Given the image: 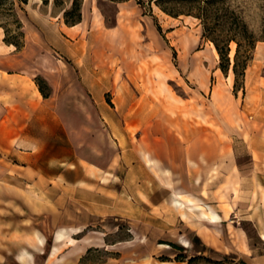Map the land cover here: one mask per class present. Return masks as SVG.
<instances>
[{
    "label": "rangeland",
    "instance_id": "obj_1",
    "mask_svg": "<svg viewBox=\"0 0 264 264\" xmlns=\"http://www.w3.org/2000/svg\"><path fill=\"white\" fill-rule=\"evenodd\" d=\"M0 2V25L23 50L29 30L40 32L28 20L25 3ZM260 2L228 0L227 4L240 5L244 19L256 30ZM70 3L48 0L40 5L52 22L58 15L63 19ZM164 4L178 9L185 3ZM76 24L70 55L51 49L55 59L34 44L19 55V67L40 79L47 95L59 101L61 117L76 120V150L81 152L76 154L81 166L75 169L77 179H99L107 186L98 189L108 194L109 201L132 199L139 205L138 216L90 217L74 209L71 199L61 207L65 214L34 215L20 203L25 190L7 182L19 184L20 162L13 156L3 159L0 152V245L27 242L24 230L32 233L52 221L56 227L79 226L82 233L75 237L86 235L92 244L79 264H186L174 260L178 254L200 256L190 264H264V239L242 206L225 221L230 227L219 232L223 244L218 249L203 245L182 221L168 231L153 226L162 218L182 217L183 209L173 203L176 192L186 201L192 196L206 203L218 200L226 212L230 209L226 190L243 203L249 196L239 193V188L252 189L250 210L264 206V150H249L250 131L258 124L251 118L254 113L246 111L242 76L234 86L235 43L230 45V68L223 72L219 56L209 50L210 41L201 37L199 20L167 14L155 0H82L81 21ZM86 137L91 146L83 143ZM98 143L101 150L94 148ZM95 150L99 153L91 154ZM85 167L97 168V177ZM90 196L88 191L74 195L82 203H88ZM183 237L189 241L187 247ZM162 256L171 261H161Z\"/></svg>",
    "mask_w": 264,
    "mask_h": 264
},
{
    "label": "crops",
    "instance_id": "obj_2",
    "mask_svg": "<svg viewBox=\"0 0 264 264\" xmlns=\"http://www.w3.org/2000/svg\"><path fill=\"white\" fill-rule=\"evenodd\" d=\"M40 3L42 4L41 0L32 3L29 0L25 3L27 18L36 25L40 34L35 30H29L23 50H17L14 44L3 40L4 29L0 26V152L3 159L6 156L11 158L13 156L20 162L22 168L19 171L22 177L18 179L19 184H14L11 180L7 182L10 186H20L25 190L26 195L20 196V203L25 204V208L30 209L34 215H40L44 211L49 213L47 215L51 218L57 217L56 215L60 213L65 214L67 210L64 209L62 212L61 207L67 199L68 201L71 199L74 209H81L82 213L90 217L115 213L127 219L137 218L139 205L132 199L117 197L114 201H109L108 194L98 189L99 186H107L101 184L99 179L92 180L86 176L77 179L75 169L80 164L77 162L76 154L81 152L76 150L78 141L74 132L76 120L70 116L61 117L59 101H54L51 94L43 96L34 75L19 67L21 64L19 55L22 51L32 48L34 44H38L55 59L58 57L51 52V49L67 55L72 50L71 32L77 24L67 25L59 15L51 22L42 13ZM61 30L65 31L66 35L61 34ZM209 43V50L213 52L212 44ZM61 48L64 50L61 51ZM227 77L231 79L230 74ZM47 82L51 85L49 80ZM243 100L246 111L254 113L251 118L258 124L250 131L249 150H264V41L256 43L251 62L245 69ZM88 142L86 137L83 143L86 145ZM89 145L91 146V142ZM94 145V148L101 150L99 143ZM82 152L87 154L84 150ZM96 153L99 151L91 152V154ZM84 169H88L94 177H97V168ZM244 179L252 181V178ZM215 186L213 185V189L209 191L212 197ZM83 191L91 193L90 199L86 200L88 203H82L74 197L76 192ZM239 193L248 195L249 199L237 203L232 198L234 193L231 190L224 192L225 198H229L227 203L230 206L225 212L221 207L222 203L218 200L206 203L203 198L198 199L183 193L193 200L192 204L186 200H178L176 192L173 203L178 209H183V218L179 214L172 215L170 218H162L164 220L154 223L153 226L168 231L173 229L177 221H182L203 245L218 249L221 242L218 237L219 232L222 227L228 230L230 227L225 221L233 216L239 206H242L243 212L247 211L244 212L248 214L246 217L252 219L258 229V235L264 239V214H262L264 206L259 204L251 211L252 205L249 204L253 201L252 189L239 188ZM261 201L259 195V203ZM111 204L114 205L113 208H109L108 205ZM71 211L69 208L68 213H72ZM192 214L196 215L195 219H192ZM20 226L19 231L22 230ZM56 226L57 224L51 221L45 226L34 228L32 233L24 230L29 236L27 242L0 245V264H79V258L92 244L86 241V235L75 237L82 233L79 226ZM11 231L9 230V233ZM48 238L50 243L47 242ZM183 240L187 241L186 237H183ZM162 263L172 264V262Z\"/></svg>",
    "mask_w": 264,
    "mask_h": 264
},
{
    "label": "trees",
    "instance_id": "obj_3",
    "mask_svg": "<svg viewBox=\"0 0 264 264\" xmlns=\"http://www.w3.org/2000/svg\"><path fill=\"white\" fill-rule=\"evenodd\" d=\"M53 1L58 5L64 3V0ZM138 1L140 3L142 2V0ZM166 1L168 0H155L161 10L167 14L175 17L180 14H186L199 20V25L202 27L201 37L207 39L214 45L219 56L218 67L223 72H227L230 68V45L232 42L235 43L232 72L234 74V86L236 87L238 77L242 76V80L244 79L245 69L253 57L256 43L258 41H264V0H260V19L257 27L258 29H256L257 31L244 19V11L241 6H230L227 4L228 0H173L185 3L183 6L178 7V9L166 6L164 4ZM17 2L22 4L27 3V0H17ZM42 2L46 4L48 0H42ZM10 3L13 5L14 2L12 1ZM81 5L82 0H71L70 6L63 12V20L65 24L74 25L81 21ZM3 28V40L7 43L14 44L17 50L20 49L22 44L14 37H9L8 30L4 26ZM158 29H160L159 26ZM35 81L43 96H47V93L41 84L42 81L40 79H35ZM240 86L243 88V83ZM198 257L200 256L194 255L187 258V255L185 254H178L175 256L174 260L180 262L186 260V264H190ZM159 259L161 261H171L169 257L165 256L159 257Z\"/></svg>",
    "mask_w": 264,
    "mask_h": 264
},
{
    "label": "bare ground",
    "instance_id": "obj_4",
    "mask_svg": "<svg viewBox=\"0 0 264 264\" xmlns=\"http://www.w3.org/2000/svg\"><path fill=\"white\" fill-rule=\"evenodd\" d=\"M259 45H261V44H259ZM212 47H213V50H214V52H215V54L218 56V53H217V50L215 49V47H214V45L212 44ZM258 47V46H257ZM230 55L232 56L233 55V49H231V52H230ZM149 160V162L151 161L150 159H148ZM178 198V200H181V201H183L184 199H182L181 197H177ZM188 200H187V202H191L192 204H193V201L190 199V198H187ZM185 201V200H184ZM185 214V213H184ZM182 216H183V212H182ZM182 243L184 244V245H187V241L186 240H182Z\"/></svg>",
    "mask_w": 264,
    "mask_h": 264
}]
</instances>
